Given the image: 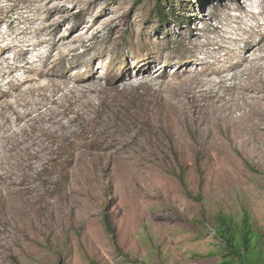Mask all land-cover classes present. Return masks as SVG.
Wrapping results in <instances>:
<instances>
[{"label": "rangeland", "instance_id": "1", "mask_svg": "<svg viewBox=\"0 0 264 264\" xmlns=\"http://www.w3.org/2000/svg\"><path fill=\"white\" fill-rule=\"evenodd\" d=\"M261 10L249 0H0L1 90L32 64L68 88L111 87L78 115L47 100L65 128L34 112L0 116V264H217L219 212L247 211L264 237V100H225L264 99V42L244 41L264 35L250 29ZM234 46L232 62L246 59L224 70ZM198 73L225 77L223 101L198 84L166 90ZM224 104L245 115L237 135L217 116Z\"/></svg>", "mask_w": 264, "mask_h": 264}, {"label": "bare ground", "instance_id": "2", "mask_svg": "<svg viewBox=\"0 0 264 264\" xmlns=\"http://www.w3.org/2000/svg\"><path fill=\"white\" fill-rule=\"evenodd\" d=\"M249 3L252 6L257 5L261 9L264 8V0H261V1L249 0ZM247 14L254 17L256 13L254 12L252 8H249L247 9ZM259 15L264 16V10H261V12H259ZM261 27H264V23H261L259 21L250 25V29H254V28L260 29ZM43 38L39 37L37 41L27 40L28 41L27 44L30 47H33L36 44L45 43L46 40ZM253 38H254V33L250 32V34L244 39V41L248 46L250 47L254 46L253 49L255 51H258L261 48L260 41L262 40L264 42L263 40L264 35H262L260 37V40L257 42L253 41ZM234 40L237 41V39H234ZM236 41H233V42L237 44ZM52 43H55V42L53 41ZM24 45H26V43H24L22 46ZM10 46L11 45L7 44L5 47H3V49L4 50L8 49L10 48ZM53 47L54 45L52 44L50 48H53ZM27 50L29 51V49H26V51ZM227 50H228L227 56L226 57L224 56V58L222 59L228 64L224 70H229L231 68L238 67L246 59L245 57H240L238 61L234 63L232 62V59H231L232 54L234 50H238V49L234 46V47H229ZM48 51H51V50L48 49ZM65 55L62 56L60 61L63 62ZM256 57L258 56L255 54L254 58ZM191 67H192L191 64L186 65L184 69L181 68L180 70H178L176 75L177 76L182 75L183 72H185L186 70H189V68ZM51 70L52 69L46 68L45 66L37 67L35 64H32L26 69L28 73H31V72L34 73L32 76H29V75L24 76L18 82L10 81L8 82L9 84L8 88L3 89V90H1L2 88H0V98H2L0 100V116L2 117V119L8 121V117L5 114V111L7 110H11V112H13L16 115L17 120H24L25 118L30 117L32 113L34 112V113H37V115L35 116L36 119L37 118H41V119L48 118L54 121L53 123H56L60 128H65L66 125L62 123L63 121L61 122L60 119L55 118L56 115H58L57 111L47 105L46 103L47 100H50V102L56 103L58 105L59 104L64 105L65 106V109L63 111L64 113L73 112V114L78 115L79 113L84 112V109H83L84 107L89 106L92 103L93 96L101 94L108 90H111V87L102 86L95 80L87 79L88 81H84L85 77L83 75H79L78 78L79 80L84 81L85 83L84 85H74L71 88H68L66 81L61 80L56 77L59 73L55 71L51 72ZM143 70L144 68H141L140 72H142ZM220 73H223V72L220 71ZM199 74L200 73H198V75H189V76L187 75V76H184L185 78H183L182 80L171 82L169 87L166 88V90L171 93L189 94L193 92V90H195L194 86L198 84L196 88L204 92L203 98H205V95L207 94H214L216 98L214 99L215 101L216 100L223 101L225 99L223 95L224 93L223 94L220 93L219 90L222 89L223 84L226 81L225 77L222 76L221 80L218 83H215L211 79L202 80L201 78H199L200 77ZM119 78L120 76H117V79ZM26 82H34V83L28 87L27 86L22 87L23 84ZM61 85H63V87H61ZM217 86H219L220 88H217ZM59 90H61V96L57 99L60 101H57L53 99L52 97ZM156 92L157 91H151L150 95L152 96L156 95ZM27 94L32 95V96L33 95L37 96L38 98L37 100L29 98ZM91 94H94V95L92 96ZM8 96H13L15 97V99L7 100ZM234 96L235 97H232L230 99H225L226 103L231 104V102L234 99H236L239 102L242 101L248 104H256L257 102L264 100L261 98L259 99L256 96H248V99H246L244 96H242V94L240 95L239 93ZM31 100H35V101H31ZM148 103H151V102H148ZM152 103H154L153 99H152ZM20 104H23V106L26 107V110L24 113L20 112L17 109V106ZM75 104H78L80 106V108L78 109L81 112L78 109H75L76 107V106L74 107ZM30 105L32 106L31 108L27 107ZM226 108L228 110H231V108H229L228 105L224 104L223 107L218 108L216 110L217 116L222 120L224 126L226 127L228 134L231 133V135H237L239 133L238 126L244 120L245 115L242 114L237 117L231 116L230 114L225 113Z\"/></svg>", "mask_w": 264, "mask_h": 264}, {"label": "trees", "instance_id": "3", "mask_svg": "<svg viewBox=\"0 0 264 264\" xmlns=\"http://www.w3.org/2000/svg\"><path fill=\"white\" fill-rule=\"evenodd\" d=\"M159 13V18L164 21L165 14ZM104 220L107 229L112 231L106 214ZM214 232L217 253L221 257L217 264H264L263 233L252 224L247 211L243 212L240 220L222 212L216 213Z\"/></svg>", "mask_w": 264, "mask_h": 264}]
</instances>
